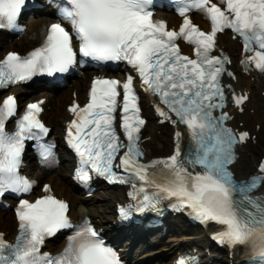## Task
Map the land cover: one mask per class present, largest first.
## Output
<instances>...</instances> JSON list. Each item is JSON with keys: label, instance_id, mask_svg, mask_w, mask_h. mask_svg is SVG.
<instances>
[{"label": "snow or ice", "instance_id": "6c2138e0", "mask_svg": "<svg viewBox=\"0 0 264 264\" xmlns=\"http://www.w3.org/2000/svg\"><path fill=\"white\" fill-rule=\"evenodd\" d=\"M184 18L179 33L166 30L164 22L154 21L150 10L153 0H65L59 6L61 18L71 25V32L61 23L51 24L43 33L40 47L26 57L9 53L0 60V88L27 82L37 75L66 73L77 61L74 41L79 53L94 61H126L135 68L146 86L160 98L167 111L157 108L159 115L186 126L190 137L187 152H182L177 131L176 148L167 159L141 163L139 132L145 121L140 118L137 96L129 77L123 87L122 123L127 144L120 142L114 122L119 105V81H93L90 102L84 107L73 105L76 116L69 125L68 143L80 157L78 179L87 183L89 171L109 183H132L135 192L143 193L138 211L155 207L154 197L163 194L175 198L177 209H189L202 224L221 226L213 239L222 246L250 250L253 264H264V198L253 199L250 193L264 183V176L237 183L228 166L234 161V145L244 143L248 133L237 136L224 126L227 113L213 115L225 107L224 89L220 83L226 58L210 55L217 32L224 29L242 38L250 55L246 65L264 74V0H174ZM26 0H0V29H17V21ZM200 11L211 21L206 34L195 27L187 13ZM184 38L195 45L196 59L180 55L175 41ZM231 76V73H228ZM246 96H233L237 107ZM39 104H29L15 122V130H5L6 122L17 114L16 99L8 96L0 105V196L5 192L31 190V182L22 177L20 167L25 141H36L39 155L46 165L55 162L53 145L41 143L48 129L38 119ZM72 129H75L73 133ZM127 150L120 155L121 149ZM122 167L127 176L113 171ZM200 171H190L189 168ZM264 173V162L259 165ZM134 181H139V186ZM149 189H153L149 195ZM45 192L50 189L45 186ZM123 219L129 209H120ZM19 234L14 243L0 235V264H121L117 254L105 245L95 229L85 221L76 227L63 251L51 256L41 249L46 238L62 229H71L68 205L51 195L29 203L22 200L17 208ZM177 264H198L195 258H181Z\"/></svg>", "mask_w": 264, "mask_h": 264}, {"label": "bare ground", "instance_id": "6f19581e", "mask_svg": "<svg viewBox=\"0 0 264 264\" xmlns=\"http://www.w3.org/2000/svg\"><path fill=\"white\" fill-rule=\"evenodd\" d=\"M170 18H172L170 16ZM46 20V16L40 12L33 21L27 23L26 27V35L29 33H34V37L32 41H26L25 38L21 39L18 43L11 42L7 45H0V54L3 51L10 50L11 48L17 47L20 48L22 51H25L27 49L32 48L34 45L38 43L37 35L39 28L44 25ZM219 45L223 46L226 51L229 53H232L233 50L236 48V43L232 42L228 39L226 35L221 36L219 38ZM79 77L78 79L70 82V86L59 92L56 95L51 94H36V97L44 96L47 100L46 105L49 106V110L45 111L43 114V118L48 122V124L52 127L51 131V137L57 138L59 135V129H60V123L66 120V115L64 112L65 106L63 105L66 99V92H75V95L78 99L83 100L84 99V91L87 83V79ZM242 82L245 85L246 88L250 87V83L245 78H242ZM254 84L256 88L258 89V95L250 97L248 108L252 109L253 115L252 117L249 116V113L242 114V115H235L233 125L235 127L237 122H243L245 129L250 130L252 133H255V126H260V128L264 127V100L261 97L259 93L264 92V78L259 77L258 79H255ZM15 90H10V92H14ZM25 100H33L32 97H23L20 96V101ZM70 100V99H69ZM143 115L146 116L148 119L147 124L144 126V130L147 131V135L150 136V140L153 139L152 136V130H158L159 128H156L154 124H152L150 120V114L149 110L146 108H143ZM164 127H161L160 130H163ZM261 132L258 133V138L260 136ZM263 134V133H262ZM162 142L165 144V149L169 147L170 149V137H169V145H167L165 138H161ZM261 144L264 145V139H261ZM157 144L160 147V150H163V144L160 143L159 139L157 140ZM259 149V139L255 140L254 143H248L246 146L242 147L240 150V158L236 162V164L233 167V170L235 172L236 178L239 180L247 179L250 175H252L255 170L256 166L259 162L260 157H258L256 161V155L255 151ZM63 156H60V159L62 160ZM63 162H61V165L59 167H63ZM60 169V168H59ZM33 176L34 173L32 174ZM37 180L43 181L46 183H49L51 185L52 191L59 197H62L69 201L70 204V212L69 215L72 218H78L81 219L83 215H87L91 217L93 223H97L98 226L102 227L103 219L109 218L108 216H104L106 213H111V210H109V203H107V199L112 202V205L114 202L120 197V193L113 196L112 194L109 195V198L105 196H99L94 195L90 203V207H87L86 202L83 201L79 195L78 192L75 190L74 186L68 181V177L66 174L61 172L60 170L54 171L52 174L44 175L42 173H39V175L36 177ZM96 202H104L103 204L104 209L101 211H98L100 205H96L93 203ZM78 205H82V209L79 206V209H77ZM100 212V214H98ZM98 219V220H96ZM96 220V221H95ZM111 219L107 220V222H110ZM173 222H176V220H173ZM103 227H105V224H103ZM0 232L7 234L9 238L12 237L14 234L15 229V223L13 221V218L9 212H0ZM139 241H141V238H138ZM182 240H185L184 238L180 239H168L166 245H160L156 249H149L148 251H145L143 254L138 256L137 253H140L141 247L136 249V251L131 254L133 255L130 260H133L135 263L140 262L144 259L151 258V261H147L146 264H153L154 262H161L166 260H170L172 257V254L175 253L180 247H185L186 249H192V248H198L200 247L197 240H194V238L189 237L187 240H185V243H181ZM203 243H206L205 238L202 236ZM151 241V240H150ZM150 241L148 240V243H144L146 247H150ZM160 241V240H159ZM157 241V242H159ZM164 243V242H163ZM127 245L128 243H124ZM62 246V243L59 239L53 240L50 244L51 248H54L56 251L60 249ZM121 251V250H119ZM126 251V249L124 250ZM145 264V263H143ZM227 264V262L225 263Z\"/></svg>", "mask_w": 264, "mask_h": 264}, {"label": "rangeland", "instance_id": "374dc122", "mask_svg": "<svg viewBox=\"0 0 264 264\" xmlns=\"http://www.w3.org/2000/svg\"><path fill=\"white\" fill-rule=\"evenodd\" d=\"M11 49L14 50V49H17V48L14 47V48H11ZM252 90H253V95H256V92L254 91V87H252ZM69 98H71V92L69 94V91H67L66 92V100H65V102H64L63 105H67V103L69 101L68 100ZM246 112H248V108H247ZM260 132H261V134H260V136L258 138L259 139V149L255 151L256 161H257L258 157H260L261 154L264 151V145L261 144V142H262L261 139H264V127L260 130ZM144 134H147V131ZM152 135H153V139L152 140H149L146 143L147 145H145V147L147 148V150H150L151 151V155L152 156L166 155L169 152V149L168 148L165 149V144L162 142V139L161 138H165L167 145H169V141H168L169 140V131L168 130H164V131H161V130L160 131H152ZM158 139H159L160 143L162 142L161 144H163V150H160V147L157 144V142H158L157 140ZM103 194L104 195H102V196H105V197L109 198V195L110 194H112L113 196H115L118 193L116 191H108V192L103 193ZM110 202L111 201H109L107 199V203H109V205L111 204ZM103 204H105V203L104 202H97V205H100L99 211H101L102 208H104ZM105 215H108L109 216L110 214L109 213H106ZM179 229L185 230L186 228H185V226H182V225H179V224H177V225L175 224L173 226V230L174 231H177V233L169 234L166 238L171 237V236H178L179 235L178 234ZM186 233H187V231H186ZM188 234L191 235V236H195L196 235L194 232H192V233L191 232H188ZM166 238H165V240H166Z\"/></svg>", "mask_w": 264, "mask_h": 264}]
</instances>
